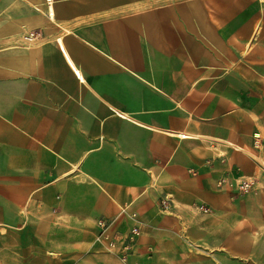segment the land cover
Instances as JSON below:
<instances>
[{
    "label": "crops",
    "instance_id": "obj_1",
    "mask_svg": "<svg viewBox=\"0 0 264 264\" xmlns=\"http://www.w3.org/2000/svg\"><path fill=\"white\" fill-rule=\"evenodd\" d=\"M0 264H264V0H0Z\"/></svg>",
    "mask_w": 264,
    "mask_h": 264
},
{
    "label": "built area",
    "instance_id": "obj_2",
    "mask_svg": "<svg viewBox=\"0 0 264 264\" xmlns=\"http://www.w3.org/2000/svg\"><path fill=\"white\" fill-rule=\"evenodd\" d=\"M33 37L34 35H28L27 39L33 40ZM222 184L223 183H221V185ZM251 186V183L245 181L240 185V190L247 192ZM161 206L165 211L169 210L171 206L170 199H163L161 201ZM121 213L127 216L134 223L129 233L122 235L119 232L114 231L115 226L118 223V218H102L97 223L100 230L98 241L110 251L119 249L122 254V262L127 263L128 257L132 253L133 245L142 234V226L139 222L137 213H131L129 211V207L122 208Z\"/></svg>",
    "mask_w": 264,
    "mask_h": 264
}]
</instances>
